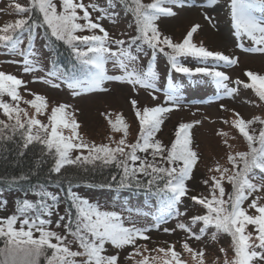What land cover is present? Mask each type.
Returning a JSON list of instances; mask_svg holds the SVG:
<instances>
[{
	"label": "snow or ice",
	"instance_id": "1",
	"mask_svg": "<svg viewBox=\"0 0 264 264\" xmlns=\"http://www.w3.org/2000/svg\"><path fill=\"white\" fill-rule=\"evenodd\" d=\"M114 2L126 6L133 16V24L129 27L134 28L136 34L128 36L127 39H112L100 23L92 20L89 7L85 6L82 0H28L27 6L18 0H10L8 8L20 18L0 26V50L9 56L22 57V61L9 62L22 63L25 73L37 72L41 70V52L36 42L45 40L46 49L50 47L47 41L63 42L71 48L79 63L78 74L70 75L57 69L46 73L49 78L37 79L57 88L66 84L72 90V95L78 96L94 91L107 92L108 89L104 87L106 81L127 82L134 87L138 85L158 90L157 72L140 69L139 54L143 51V45L151 48L153 55L157 50L164 52L166 46L171 50L166 55L170 68L175 72L189 76L204 74L212 78L218 93L219 90H224L225 95L236 92L235 88L229 89L225 83L229 77L223 71L217 70L219 64L211 68L204 66L192 69L180 62L179 58L182 56H193L205 65L209 59L222 61L224 66L237 63L235 58L193 43V34L199 25H193L180 43H173L159 31L156 21L161 17L176 15L173 7H185L188 0ZM105 3L107 4V0ZM215 5L216 0H201V7ZM228 6L235 35L238 38L246 36L252 41L253 46L246 51L264 53V19L256 15L257 11L264 12V0H230ZM90 7L102 12L111 22H116L118 14L115 11L97 4ZM78 9L82 15L78 13ZM99 19L100 17H97V20ZM205 19L211 18L205 15ZM81 20L84 23H80ZM96 29L102 35L76 34ZM108 62L118 68L121 74L108 75L105 68ZM245 75L251 83L244 86L255 88L259 99L264 101V76L251 71L245 72ZM53 80L60 83H53ZM23 83L15 75L0 71V111L7 118L0 119V147L8 142L15 143L18 155L24 156L29 146L39 145L40 157L50 156L54 161L48 170V180L51 182L55 178L57 187L67 181L69 206L65 207L64 214H60L62 198L44 184L31 189L36 197L34 201L18 198L15 201V212L7 217H0V240L3 241V246H0V264H120L119 252L106 254V245H111L116 250L131 246L133 251L126 259L131 260L132 264H188L174 244L155 249L137 245L138 240L150 239L147 233L153 229L158 230L162 224L173 219L176 220L175 228H164L165 233L170 234L179 229L187 234V239L194 238L197 241L211 228L216 230L211 236L213 240L217 238L218 233H227L231 237L234 256L228 259L226 250L220 248V252L226 257L223 264H264V195H255L264 193V127H260L258 132L250 127L256 122L264 125V119L254 117L245 121L238 113H234L235 118L231 124L247 142V150L227 153L226 160L231 168L218 162L214 168H209V172L218 174L203 180L205 185H209L210 196L190 197L195 204L202 205L207 211L205 214L193 215L189 222H185L180 218L187 212L181 211L179 205L188 195V181L193 178L200 158L190 135L193 124H179L170 146L156 139V133L164 122V114L170 112L172 107L179 106L181 96L177 84L169 81L163 90L166 102H169L171 107H145L141 112L136 109V101H131L139 122V134L134 143H129L126 139L128 125L122 117L117 116L115 122L106 117L113 131L124 133V136L115 142V147H112L109 144H89L79 137V125L74 118H67L70 114L65 112L67 106L64 104L52 108L49 131V125L43 124L35 114L29 116L27 111L19 106L18 102L22 97L17 89ZM235 83L242 82L237 80ZM5 94L11 98L12 103L2 99ZM25 103L30 104L36 113H41L47 107L45 98L38 94ZM221 108L224 109V105H221ZM224 123L229 121L225 120ZM60 126L71 129V136L63 135ZM218 134L227 135L223 132ZM73 149H85L88 154L72 158L70 153ZM68 165H75L84 172L90 170L89 166L95 169L114 165L120 169V188L134 187L159 198V207L152 217L153 223L137 227V221L133 220L131 215L123 217L115 211L100 210L98 204L91 203L73 191L76 186L74 181L65 176ZM30 175H37V171L32 170ZM61 177L64 179L61 180ZM111 179L117 181V176L113 175ZM28 180V174L0 177V183L10 186ZM225 181L231 185V192L226 191ZM27 195L25 192V197ZM253 196L255 198L251 199L248 207H243ZM6 205V200H0V206ZM249 209L254 212L250 213ZM54 215L58 216L55 221L51 219ZM126 220L129 226H125ZM53 223L57 229L63 227V234L51 229L50 225ZM17 224L19 227H16ZM196 224L202 225L198 233L192 229V225ZM249 226L253 227L252 232L247 231ZM182 248L190 255L194 264H206L204 248L195 250L187 240L182 243ZM152 251L158 255L143 254ZM137 256L141 258L136 259Z\"/></svg>",
	"mask_w": 264,
	"mask_h": 264
},
{
	"label": "rangeland",
	"instance_id": "2",
	"mask_svg": "<svg viewBox=\"0 0 264 264\" xmlns=\"http://www.w3.org/2000/svg\"><path fill=\"white\" fill-rule=\"evenodd\" d=\"M145 1L149 2L151 0H143V2ZM18 2L25 6L28 5V0H18ZM82 2L85 6L89 7L92 20L100 23L101 26L108 31L112 39H127L128 36L133 34V28L129 27V25L133 24V16L131 13L128 15V13L125 14L119 9L114 10L118 14V17L116 22L113 23L111 19L104 16L102 12L90 7L92 4H97L105 9H111V5L108 3L106 4L105 0H82ZM9 3L10 0H0V26H3L5 23L14 22L16 19L20 18L8 8ZM229 3L230 0H216V5L214 7L204 8L201 7V0H188V5L185 7H173V11L176 15L161 17L156 21L162 35L169 37L173 43L182 42L192 26L199 25L198 30L193 34V43L197 46L203 45L210 51L221 52L237 60L236 64L230 66H224L222 61L217 62L212 59H209L206 65L200 61L199 63H195V61H180L183 65L188 64L187 67L192 69L196 68L197 64L201 65L200 67L208 66L209 68L219 64L217 70L223 71L229 77L225 83L229 89L235 88L236 92L225 95L224 90H219L218 93L216 88V90H212L208 94L201 86L198 92L202 93L183 95V92H180L181 99L179 106L172 107L170 112L164 114V122L160 130L156 133L157 139L162 143L164 141L168 142V139L179 124L183 122L193 124V128L190 129V135L200 158L198 165L194 169L193 178L188 181V195L183 198L182 204L179 205L181 211L187 212L184 217L180 218L185 222H189L191 216L205 214L207 211L202 205L195 204L190 197L210 196L209 185H205L203 180L208 179L211 175L218 174L209 172V168H214L217 162L231 168V165H229L226 160L227 153L241 151L246 147L243 136H241L239 131L231 124V121L235 118L234 113H238L245 121L251 120L254 117H260V119L264 117V101L259 99L255 88L244 86L245 84L251 83L245 75V72L251 71L255 74L264 76V53L246 51V49L253 46L252 41L246 36L238 38L235 35V30L231 22ZM77 11L82 15L79 9ZM205 15L209 16L211 19H205ZM256 15L264 19V12L257 11ZM97 17H100V19L97 20ZM79 22L84 23L82 20ZM76 34L102 35L98 29L77 32ZM43 43V39L36 42V46L41 52L40 71L25 73L22 63L9 62L22 61V57L6 55L2 50H0V71L15 75L24 82L23 85L17 89L22 97L18 102L19 106L27 111L29 116L35 114L36 118L43 124L49 125V131V116L51 115L52 108L64 104L67 106L65 112L70 114L67 118L69 120L74 118L79 125L77 128L79 137H82L89 144H109L115 147V142L123 137L124 133L113 131L106 117H109L113 122H115L117 116L122 117L124 122L128 125L126 139L129 143H134L139 133V122L135 114L136 109L142 112L145 107H171L170 103L166 102L165 93L163 91L164 68L162 66L163 69L159 67V72L157 71L158 80L156 84L158 90L156 91L142 88L138 85L134 87L127 82L106 81L104 87L108 89L107 92L94 91L73 96L72 90H70L66 84H61V86L57 88L43 83L41 80H38L37 77L49 78L46 76V73L52 70L49 66ZM144 59L139 56V67L142 70H145ZM105 68L108 75L121 74L120 70L114 68L111 62H108ZM237 80L242 83L236 84L235 81ZM53 83H60V81L53 80ZM202 83L205 84V81H202ZM36 94L43 96L47 104V107L43 109L41 113H36L35 109L30 104L25 103V101L34 99V95ZM153 96H155V99H153ZM192 97L201 98L189 102V99ZM2 99L5 102L12 103L11 98L7 94L3 95ZM132 100L136 101V109L132 106ZM221 105H224V109L221 108ZM0 119L7 120L2 111H0ZM225 120L229 121V123H224ZM196 121L200 123L196 124ZM60 131L67 137L71 136V129L69 128L60 126ZM220 132L227 133V135L221 136L218 134ZM225 141L227 143H225ZM229 145H231V147H229ZM81 154L87 155V150L73 149L70 153L72 158ZM224 186L226 191L229 192L231 185L225 181ZM49 190L61 195L60 190L54 186L49 187ZM25 192H28L27 197H25ZM25 192L0 191V200L7 201L6 207L0 206V217H7L15 212V201L18 198H28L33 201L36 199L32 192ZM75 192L81 197L87 198L91 203L98 204L102 211H115L120 213L123 217L131 215L132 219L137 221V227H143L153 223L152 217L155 212L149 205L145 204L141 198L129 200L119 199L120 201H118L113 198L109 190H100L92 187L85 189L81 188L75 190ZM255 195H264V193H256ZM253 198L255 197H250L243 207L247 208ZM65 207H67L66 202L62 200L59 206L60 214H64ZM249 212H254V210L249 209ZM137 213H139V215H137ZM51 219L55 221L58 219V216L54 215ZM175 225V219L169 220L167 223L162 224L158 230L153 229L147 233L150 237L149 240H138L137 245H146L148 249H155L159 247L166 248L169 244H174L175 249L181 253L182 259L186 260L188 264H194V262L190 255L182 248V243L186 240L190 247L195 250H199L200 248L205 249L206 264H223L226 257L224 253L220 252V248L222 247L226 250L228 259L234 256V252L231 248V237L227 233H218L217 238L213 240L211 236L216 230L211 228L200 241H197L194 238L187 239V234L179 229H176L175 232L170 234L163 231L164 228L173 229ZM125 226H129L127 220L125 221ZM201 226V224L192 225V229L194 232L198 233ZM16 227H19V225L17 224ZM50 227L52 230L62 234L64 232L63 227L61 226L57 229L55 223L50 225ZM247 231L252 232L253 227L249 226ZM34 235L38 236L39 233H34ZM117 251L120 256V264H132L131 260L126 259L128 254L133 251L131 246L116 250L113 249L111 245H106V254H112ZM143 254L150 256L158 255V253L154 251L144 252ZM140 258L139 256L136 257V259ZM160 264H162V262H160Z\"/></svg>",
	"mask_w": 264,
	"mask_h": 264
},
{
	"label": "trees",
	"instance_id": "3",
	"mask_svg": "<svg viewBox=\"0 0 264 264\" xmlns=\"http://www.w3.org/2000/svg\"><path fill=\"white\" fill-rule=\"evenodd\" d=\"M151 1L144 3H150ZM107 3L111 5V10H121L125 14L131 13L126 6L118 5L114 2V0H107ZM36 14L34 13V18ZM133 34L135 35V29L133 28ZM44 50L46 52V57L49 61V66L52 71L59 69L60 71L66 72L70 75L78 74L79 72V63L75 59L71 48L65 45L63 42H56V41H47L50 45L48 49L45 48L46 41L43 40ZM143 51L139 54L140 57L144 59V66L145 70H155L159 72V67H163V78H164V89L168 86L169 81L174 82L180 88V92H183V95H193L195 93H202L198 92L200 86L206 91L208 94L212 90H216V86L212 81V78L206 76L204 74H193L191 76L183 73L175 72L170 68L168 56L166 53H169L171 50L164 46V52L156 51L155 55H153L152 49L149 48L147 45H143ZM135 52V49H133ZM180 61H195V63H199V59L193 56H182L179 58ZM198 65V66H197ZM196 67H200L201 65L197 64ZM184 66H188L185 64ZM161 67V68H162ZM162 68V69H163ZM195 69V68H194ZM161 71V72H162ZM204 78V79H203ZM206 79V80H205ZM205 81V84L202 83ZM201 82V83H200ZM186 92V93H185ZM186 98V97H184ZM201 98V97H192L189 99V102L193 100ZM261 119H264L261 118ZM126 123V122H125ZM186 123V122H183ZM179 126V125H178ZM178 126L175 128L174 132L172 133L171 137L168 139V142H163V144L170 146L171 142L175 139V132ZM259 130L260 127H264V125H260L258 122L254 123L250 126ZM139 134V133H138ZM240 134V133H239ZM241 135V134H240ZM242 136V135H241ZM157 139V137H156ZM245 141V140H244ZM246 147L244 150H247V142ZM40 146L39 145H32L29 146V149L26 150V154L24 156H19L17 152V144L8 142L3 147H0V177H13V176H20L24 174L29 175V180L26 182H22L17 185H8L6 183H0V191L2 192H31V189L37 185L44 184L49 187L54 186L60 190V197L62 200H65L66 205L69 206V202L67 201V188L68 184L65 181L61 184L60 187L56 186L55 178L50 182L48 180V170L51 167L52 163L54 162L52 157L45 156L40 157ZM139 155H144L143 153H138ZM151 157H149L150 159ZM67 171L65 172V176L68 179H72L74 184L76 185L73 188V191L81 189V188H95V189H106L111 192L113 198L117 199H142L143 202L151 207V209L156 213L159 207V198L151 193H148L144 190H137L136 188H120L118 186L119 176H120V169H117L114 165L108 167H96L92 169L89 166V171L84 172L83 169L78 168L75 165H68L66 166ZM32 170L37 171V175H30ZM258 172V170H257ZM115 175L117 176V181H112L111 177ZM61 180L64 178L61 177ZM104 185V186H101ZM110 185V186H108ZM231 186L229 192H231ZM28 193V192H27ZM0 246H3V241L0 240Z\"/></svg>",
	"mask_w": 264,
	"mask_h": 264
}]
</instances>
